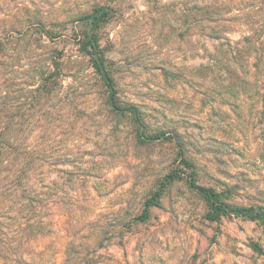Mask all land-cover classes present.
Segmentation results:
<instances>
[{"label": "rangeland", "instance_id": "1", "mask_svg": "<svg viewBox=\"0 0 264 264\" xmlns=\"http://www.w3.org/2000/svg\"><path fill=\"white\" fill-rule=\"evenodd\" d=\"M104 6L100 45L119 100L138 108L145 137L166 138L140 137L106 106L79 22ZM0 34L2 96L19 111L22 144L46 150L37 172L57 191L54 230L35 244L48 262L63 264L71 247L84 259L74 264H264L252 249L264 248V224L208 221L185 180L195 172L231 190V204L264 207V0H0ZM46 59L64 76L31 111ZM175 170L184 179L137 220Z\"/></svg>", "mask_w": 264, "mask_h": 264}, {"label": "trees", "instance_id": "2", "mask_svg": "<svg viewBox=\"0 0 264 264\" xmlns=\"http://www.w3.org/2000/svg\"><path fill=\"white\" fill-rule=\"evenodd\" d=\"M111 13L109 7H99L91 15L79 20L85 28L80 40V50L89 58L92 69L102 83L109 110L112 113L130 116L137 124L142 138L152 141L166 138L164 135L145 137L143 120L138 108L123 105L119 100L99 36L102 25L110 19ZM14 33L15 31L12 30L8 35L12 37ZM46 35L51 36L49 33ZM5 39L7 37L3 38L0 34V264H51L47 261L45 252L40 253L36 250L35 244L54 230L51 217L53 204H58L57 191L43 185L45 175H39L37 172L38 168L46 163V150L37 152L28 143L22 144L21 135L24 130L20 129L21 125L18 123L19 111L14 106H9L6 98L2 96V90L7 85L3 72L6 65L4 57L7 52L4 47ZM43 63L35 88L31 89L33 93L29 103L31 111L36 104L39 107L43 100L56 97L64 76L62 65L58 61L53 60V63H50L46 59ZM14 93L16 89L8 95ZM29 116L30 114L28 118ZM30 127L26 129L27 137L31 131ZM185 165L190 166L187 161ZM183 174L175 170L167 175L161 181L159 190L146 202L143 214L137 220L147 221L150 209L159 206L167 186L176 180L184 179ZM186 176L185 180L189 188L195 191L207 205L208 221L219 223L224 217L236 216L264 224V207L233 205L227 201L232 198L231 190L219 191L201 186L196 181L195 172ZM252 249L258 255L264 256V248L257 243H252ZM65 254L66 260L63 264H74L75 261L84 260L77 251H72L71 247L67 248Z\"/></svg>", "mask_w": 264, "mask_h": 264}]
</instances>
